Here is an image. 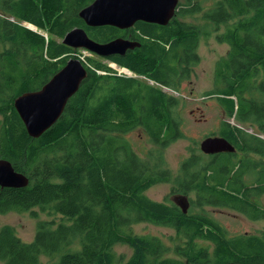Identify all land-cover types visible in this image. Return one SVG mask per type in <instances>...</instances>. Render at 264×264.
I'll return each mask as SVG.
<instances>
[{
	"label": "trees",
	"instance_id": "obj_1",
	"mask_svg": "<svg viewBox=\"0 0 264 264\" xmlns=\"http://www.w3.org/2000/svg\"><path fill=\"white\" fill-rule=\"evenodd\" d=\"M93 1L0 0V158L30 178L26 187L0 185V214L31 211L37 216L38 207L65 218L39 221L32 241L3 226L0 260L43 264L42 256L69 249L54 264H117L114 246L125 243L133 252L124 264H264V233L230 235L205 211L206 206L227 207L250 219L264 218L258 201H249L238 187L242 168L237 170L236 153L210 156L200 145L191 149L172 189L195 190L187 212L171 199L159 202L146 195L153 185L171 181L164 150L185 138L181 101L164 87L177 90L191 78L199 62L200 38L210 35L208 26L183 21L182 15L203 12L212 26H225L217 38L229 51L217 63L220 86L211 93L218 94L228 116L264 132V0H217L205 11L203 0L180 1L168 24L136 23L132 38L141 46L125 55L83 59L78 49L63 43L73 28H84L99 42L123 32L112 25L85 23L80 11ZM72 57L82 59L88 76L59 120L40 137L31 136L15 99L42 88ZM103 59L135 76L119 74ZM138 128L157 148L142 154L135 150L127 135ZM219 134L235 148H254L264 157V139L238 124L224 120ZM256 168L250 163L245 171L254 175ZM139 222L176 230L183 238L175 247L177 257H167L171 247L162 237L134 233ZM76 243L77 250H70Z\"/></svg>",
	"mask_w": 264,
	"mask_h": 264
},
{
	"label": "rangeland",
	"instance_id": "obj_2",
	"mask_svg": "<svg viewBox=\"0 0 264 264\" xmlns=\"http://www.w3.org/2000/svg\"><path fill=\"white\" fill-rule=\"evenodd\" d=\"M180 1L183 3L185 0ZM216 1L217 0H203L204 11L213 7ZM11 19L15 20L13 17ZM180 19L200 27L208 26L210 35L200 38L198 46L199 62L195 66L191 78L179 84L177 90L164 88L165 92L176 96L181 101L179 106L180 111H178L183 118L185 138L179 139L164 150L167 168L172 175L171 181L155 184L146 191L148 197L159 202H165L169 201L171 198H176V195H173L172 189L176 186L177 179L182 174L181 168L183 162L190 156L191 149L199 147L201 141L207 136L215 133L218 135L220 133L221 125L224 120L238 124L247 131L259 133L257 128L252 127L253 130L250 125L242 124L235 118L228 116L218 100V94L211 93L220 86V83L216 80L217 63L219 60L224 59L229 51V45L220 42L217 38V35L225 30V26L221 25L219 29L212 26L210 22L203 18V12L182 15ZM21 24L28 27L30 26L31 28L35 27V25L29 24L26 21L21 22ZM35 30H38V28ZM39 32L49 36L45 31L39 30ZM1 48L2 44L0 43V49ZM78 50L80 54H82L83 59L85 56H91L93 58L101 57L85 49L80 48ZM103 61L111 67L114 65L111 60L103 59ZM119 69L124 72L123 69L117 67L118 71ZM127 75L133 74L127 73ZM138 78L144 82L149 81L147 77L144 76H138ZM149 83L154 84L151 81H149ZM208 92L211 94L206 95ZM127 136L134 145L135 150L141 154L145 151L147 152L151 148H157L141 128L135 129ZM261 204L264 205V199L261 200ZM34 210H36L37 216H34L31 211H12L0 214V229L5 225L12 226L23 240L32 241L37 233L39 221H65V218L60 214L41 211L38 207ZM262 210H264V206H261L260 213ZM205 211L216 221L221 223L228 230L230 235L264 233V218L259 220L250 219L248 216L239 213L235 209L227 207L206 206ZM132 230L136 234H152L162 237L171 247L167 257H177L175 247L183 242V238L176 230L148 222H139L133 225ZM77 245V243L74 244L70 250L76 251L78 248ZM67 250L69 249H64L55 256H42L43 264H54ZM114 251L118 257L117 264H124L132 255L133 249L128 244L118 243L114 246ZM0 264H4V262L0 260Z\"/></svg>",
	"mask_w": 264,
	"mask_h": 264
},
{
	"label": "water",
	"instance_id": "obj_3",
	"mask_svg": "<svg viewBox=\"0 0 264 264\" xmlns=\"http://www.w3.org/2000/svg\"><path fill=\"white\" fill-rule=\"evenodd\" d=\"M179 2L180 0H94L80 11V17L91 27L112 25L119 29H128L138 21L166 25L177 14ZM32 29H37V26ZM63 43L75 49H85L101 57L125 55L129 49L141 46L139 41L124 37L99 42L91 38L82 27H75L69 31ZM126 71L132 73L129 69ZM87 76L88 69L82 59L72 57L42 88L25 92L15 99V108L31 136L40 137L59 120L69 100L78 92ZM200 147L205 153L236 149L222 136L207 137L201 141ZM29 184L30 178L27 174L16 170L10 160L0 158V185L2 187L21 188ZM185 202L189 204L187 196L180 200L184 211L187 212L189 206Z\"/></svg>",
	"mask_w": 264,
	"mask_h": 264
},
{
	"label": "flooded vegetation",
	"instance_id": "obj_4",
	"mask_svg": "<svg viewBox=\"0 0 264 264\" xmlns=\"http://www.w3.org/2000/svg\"><path fill=\"white\" fill-rule=\"evenodd\" d=\"M135 26H136V24L133 27L128 28V29H120L123 32L120 34L119 37H124L127 39L134 40L132 38L131 29L134 28ZM129 50H133V49H129ZM241 128L244 131H246L248 134H251V135H254V136H257L259 138L264 139V135H263L264 132L258 131L259 133H256V132L254 133L253 131H247L243 127H241ZM214 136H221V135L220 134L216 135V133H215ZM243 136H244V134H243ZM257 145L261 146L262 144H257ZM244 147H246L245 144H244ZM233 152L236 153V157H237V161H238L237 170L239 171L242 168V170H241L242 175H241L240 181L238 182V187L241 188L240 190H241L242 195L247 194L249 201L256 202V200H257L258 201L257 204L261 208V206H264L261 204V200L264 199V171H263V168H261L262 163L264 162V157L262 154H260V152L258 153L257 151L254 150V148L252 150L251 149L246 150L243 148L242 149L236 148L234 151H222V152L206 153V154H208L210 156H214L215 154H222V153L229 154V153H231V155H233ZM249 161H252V162H249ZM250 163H253L254 165L257 166L256 170H254V175H250V173H246V171H245V167L246 166L250 167ZM194 191L192 190L189 193L173 192L174 193L173 195H176L175 196L176 198L175 199L171 198V201L176 202L180 206L181 205L180 200H182L185 196H188L189 204L187 202H185V204H188V206L190 207V206H192L193 201H195V193H192ZM180 207L184 211L183 206L181 205ZM188 210H189V208H188ZM238 212L241 214H244L241 211H238Z\"/></svg>",
	"mask_w": 264,
	"mask_h": 264
}]
</instances>
